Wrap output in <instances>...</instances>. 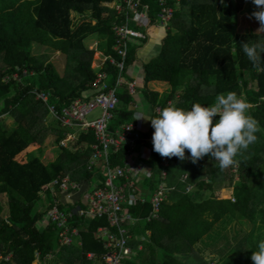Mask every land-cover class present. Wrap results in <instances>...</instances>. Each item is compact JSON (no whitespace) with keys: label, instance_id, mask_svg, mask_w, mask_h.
Wrapping results in <instances>:
<instances>
[{"label":"trees","instance_id":"1","mask_svg":"<svg viewBox=\"0 0 264 264\" xmlns=\"http://www.w3.org/2000/svg\"><path fill=\"white\" fill-rule=\"evenodd\" d=\"M123 1L0 0V196L5 195L8 203L6 215L0 204V264H105L108 249L96 233L108 226L106 217L75 215L70 220V226L80 229L76 238L80 245L75 241L70 246L62 245L56 226H42L48 204L62 197L60 185L51 184L55 179L68 177L73 182L90 184L104 180L103 172L91 166L97 143L94 129L64 126L56 116L49 124L45 119L50 113L49 105L61 112L74 99L89 98L107 85L108 91L117 90L121 101L114 112L111 131L138 123L135 106L139 93L131 94L129 90L134 79L128 69L139 60L138 51L147 38L129 37L122 70V54L114 49V25L124 19L115 11L116 4ZM138 1L140 6H149L151 22L157 24L162 8L159 0ZM250 1L165 0L175 7L174 16L158 56L143 64V93L152 118L157 116V107H168L171 102L173 107L190 110L194 103L211 106L218 94L231 91L256 106L249 111L259 121L261 131L256 133L257 142L236 157L238 181L230 178L226 185L223 178L229 169L221 171L218 161L209 156L195 164L190 159L177 158L170 170L171 166H164L163 157L152 150V173L141 184L147 201L124 205L125 211L139 221L128 227L133 237L129 243L132 252L122 264H208L195 246L230 213L231 219L240 223L251 222L252 229L243 239L239 235L242 228L236 230L235 221L231 240H238V245L231 247L230 240L229 255L223 254L216 264H253L252 252L264 240V72L254 70L241 42L264 40V33H235L236 16ZM130 26L136 27L133 23ZM91 35L98 37L97 48L85 42ZM34 44L62 52L66 61L64 74L48 54H32ZM98 51L103 52L102 61L94 59ZM100 73L107 78L97 84ZM152 82H160L167 89L160 93L158 87L151 88ZM250 83L256 87L250 88ZM137 89L140 91L139 86ZM38 91L49 94L47 102L37 98ZM10 117L17 123L15 127L8 124ZM218 119L217 115L213 122ZM74 131H79V138L64 147L63 142ZM153 131L151 126L144 137H152ZM49 135L59 152L53 161L44 164L41 158ZM137 150L139 146L125 147L112 154L110 169L124 167ZM185 155L190 156L187 150ZM163 170L169 173L166 179L162 178ZM184 174H188L187 184L193 185L195 191H186L187 184L180 181ZM167 179L178 182L172 181L170 186ZM162 183L175 189L167 193L158 217L148 221L153 212L152 193ZM225 187H231L234 200L221 193ZM62 205L68 210L72 206ZM141 236L145 241L136 239ZM90 253L95 254L96 261L90 260Z\"/></svg>","mask_w":264,"mask_h":264},{"label":"built area","instance_id":"2","mask_svg":"<svg viewBox=\"0 0 264 264\" xmlns=\"http://www.w3.org/2000/svg\"><path fill=\"white\" fill-rule=\"evenodd\" d=\"M162 6L159 12L157 22L162 24H170L175 7L167 5L165 0H159ZM117 16L124 17L122 23H115L114 30L116 33V43L114 49L122 54L123 62L120 64L122 70L125 68V61L128 56L129 37L147 38V28L152 24L149 6H140L138 0H124L115 6ZM133 23L136 27L130 26ZM112 62H115L112 60ZM107 78L105 73L98 74L96 83H101ZM138 82L129 83L131 94L137 92ZM108 86L105 85L104 90L100 93H94L89 98H76L69 105L65 106L59 112L55 105H49V111L53 116H56L62 125L73 126L81 125L84 129L93 128L97 137V143L94 147V156L91 161V166L104 174V180L89 185V191L84 192V196L80 201L73 200V192H79L81 183L73 182L68 177L55 179L51 184H59L64 196L70 197V201L66 202L55 200L48 204L45 215L42 218V226L53 224L59 229V237L62 245L70 246L76 238L80 236V229L76 226H70V220L78 215L87 218L106 217L108 226L101 227L96 236L99 240L105 242L108 252L104 257L105 264H122V261L131 254L132 248L129 243L133 239L130 234L129 226L137 223L139 219L134 218L130 213L125 211L124 205H135L137 202L145 203L147 201L146 191L139 187L138 177L141 175L149 176L152 169L147 167L143 162V154L131 153L127 158L124 167H117L114 171L110 169L109 159L112 154H116L122 148H134L136 144L143 145L151 143L152 137H144L141 129L135 123L127 124L123 129L111 131L110 124L115 118V110L120 104V98L117 90L108 91ZM90 96V95H89ZM37 98L47 102L49 94L44 91L37 92ZM172 102L169 106H172ZM100 108L103 110L102 117L94 120L89 119V115L94 110ZM162 107L155 109V114L158 115ZM133 158V159H132ZM176 157L162 158L165 167H170L175 164ZM166 170L162 171V178L166 179ZM187 184L188 174H184L180 180ZM175 188L162 183L157 191L152 193L151 203L153 212L147 218L148 221L158 217L162 202L166 199L167 193H170ZM191 184L186 185V191L190 192ZM130 201H132L130 203ZM84 204V205H81ZM61 204L71 209L61 207ZM62 205V206H63ZM70 208V207H69ZM142 249V246H139ZM90 260L96 261L94 253L89 254Z\"/></svg>","mask_w":264,"mask_h":264},{"label":"clouds","instance_id":"3","mask_svg":"<svg viewBox=\"0 0 264 264\" xmlns=\"http://www.w3.org/2000/svg\"><path fill=\"white\" fill-rule=\"evenodd\" d=\"M252 3L258 10L251 13V17L259 22L258 30H264V0H252ZM241 44L254 70L264 72V40L242 41ZM254 107L245 98L229 91L218 94L211 106L194 103L190 110L168 106L151 119L142 115L135 119L151 121L153 150L161 157H176L181 161L190 159L195 164L209 156L218 161L219 169L223 171L237 166L236 157L258 140L259 121L249 111ZM217 115L219 119L214 123L213 118ZM186 150L190 156L185 155ZM251 260L253 264H264V240L259 242L258 250L252 252Z\"/></svg>","mask_w":264,"mask_h":264},{"label":"rangeland","instance_id":"4","mask_svg":"<svg viewBox=\"0 0 264 264\" xmlns=\"http://www.w3.org/2000/svg\"><path fill=\"white\" fill-rule=\"evenodd\" d=\"M256 10H258V9L252 3V1H250L246 4L244 11L240 12L236 16V20H235V24H236L235 31L236 32L235 33H245V32H261V33H264V30H258L260 27L259 22L254 17H251V13H253ZM169 25L170 24H162L161 21H159L157 24H151L147 28V30H148V33L151 30L152 33L160 32L161 34H164V33L166 34V30H167V28H169ZM150 36H151V34H150ZM163 38L159 40L160 43L163 42ZM97 40H98L97 35H95V36L91 35L85 40V42L89 47L96 48V46H97L96 41ZM148 40H149V36H147V41ZM43 53L48 54L49 60L54 62L55 66L58 68V70L61 74H64L63 72L66 68V61L64 60V56H63L62 52L34 44V49H32V54H36V56H37V54H43ZM61 54H62V56H61ZM138 54H139V52H138ZM57 59H60V61H57ZM94 59L98 60V61H102L104 59L103 54L99 51L96 52ZM138 62H140V61L138 60L137 63ZM93 64L96 67L97 63L93 62ZM132 68L133 67L128 69V75L130 77L134 78L135 76L131 73ZM130 83H132V82H130ZM249 87L255 88L256 84L250 83ZM140 90L142 91V93H139L137 95V99L139 100L142 98V100H144L143 104L146 105V107L148 106V108H150L148 103L145 102L146 99L143 97L144 96V93H143L144 87L140 88ZM157 91L160 92L159 89H157ZM137 92H139V89H137ZM120 107L122 108L124 106L121 104ZM140 114L141 113L137 111L136 116L140 115ZM102 115H103V110L100 108H97L96 110H94L92 112L91 115H89V119L94 120L96 118H99L100 116L102 117ZM145 118L149 119V114H147ZM52 119H53V114L49 113L48 116L46 117L45 121H46V123L49 124V122H51ZM139 120L141 122L144 121V119H139ZM147 121L148 120L144 121V129H147L149 126ZM8 124L11 127H15L17 125L15 120L11 117L8 119ZM78 138H79V131L78 132L74 131L73 134H68L67 139H65V141L63 142L62 145L64 147H68L69 144L71 145V143L73 141H76V139H78ZM44 145H45L44 146L45 152L43 153L41 160L44 164H47V163H49L55 159L56 154L59 152V150H58V147L55 146V144L53 142V136L52 135H49L46 138ZM36 154L37 153H34L33 155H36ZM143 162L145 165H148V163L145 162L144 160H143ZM228 169H229V171H228ZM237 169H238L237 166H233V167H229V168L225 169V171H228V172H226V175H224L223 185L228 184L227 179H230V178H233L234 182L238 181L239 175H238ZM204 179L206 181H208V177H205ZM85 186L86 185H81L80 190L82 189V190H85L86 192H88L89 191L88 189L90 187H88V186L85 187ZM191 186H192L191 191L192 192L195 191L193 185H191ZM223 189H224V191L221 193L224 194L225 197H231V200H234L233 196L230 195L231 187H225ZM210 192L208 194L209 196L211 195ZM78 193L79 192H76V193L73 192V196L75 197V195H77ZM65 194H67V193L63 192L61 198H63V200L66 202L70 201L71 198L64 196ZM0 204L3 206L4 215H6L8 203H7V197L5 195L0 196ZM231 216H232V214L230 213V214L226 215L224 219H222L223 221H220L219 223H217L216 227L213 229V231L203 239V241L201 242V244L199 246L200 249H202L203 246L204 247L207 246V248H205L206 252L204 254L203 253L200 254V256L203 257L204 259L208 260L209 261L208 264H216L219 261V258L223 257L222 256L223 254L229 255L230 247H228V243L232 238L231 232L234 236L235 221H237V227H236L237 229L236 230H238L239 227L242 228L239 235H240V237L243 236L242 237L243 239L247 237V235L249 234V232L252 229V223L251 222H245V223L241 222L240 223V220L238 221L236 219H231ZM223 223L227 224V228H226L225 224H223ZM241 224H242V226H241ZM238 242H239L238 240L235 241L232 239L231 240V247H237ZM35 264H41V263L39 261H36Z\"/></svg>","mask_w":264,"mask_h":264},{"label":"crops","instance_id":"5","mask_svg":"<svg viewBox=\"0 0 264 264\" xmlns=\"http://www.w3.org/2000/svg\"><path fill=\"white\" fill-rule=\"evenodd\" d=\"M149 33L151 34V36ZM149 33L147 30L149 40L147 41V43H145L146 45L144 47H141L138 51L139 52L138 57H139L140 62H138V63L136 62L133 65V68L131 71V73L135 76L134 78L133 77L132 78L138 82V86L140 88L144 87V85H145V72H144L143 64L149 62L151 59L158 56V54L161 50V47H162V43H160L159 40L165 36L164 35L165 33L164 34H161L160 32L152 33L151 30L149 31ZM97 44H98V40L96 41V45ZM96 48H97V46H96ZM99 52H101V51H99ZM101 53L103 54V52H101ZM150 86H151V88H153L154 86H155V88L158 87L157 89L160 90V93L163 92L165 89H167V86H165L164 84L161 85L160 82H152V83H150ZM138 93H142V91L140 90ZM87 95L89 96V95H91V93L88 92ZM143 97L146 99L145 95ZM145 102L148 103V100L146 99ZM143 103H144V100H142V98H141L138 100V103L136 104L135 107H136L137 111L141 113L140 115H142L143 117H146V115L149 114V119H151L152 118L151 107L148 108V106L146 107V105H144ZM148 105L150 106L149 103H148ZM144 121L141 122L138 119V123H137V125L141 129L143 135H144V133H147L148 131H150V128H151V121L148 120L147 122H148L149 126L147 129H144ZM135 146L136 147L139 146V150H137L136 153L143 154V157H144L143 160L148 163V165H146V166L152 169V166L150 165V161L152 158L153 146L151 145V143H148L145 145H143L142 143H138ZM172 166L170 167V170H171ZM167 171H169V170H167ZM167 176H169V173H167ZM144 177H145L144 175H141V177L137 178V180L140 182L138 184L140 188H143L141 184L143 183ZM177 180H179V178ZM177 180L171 179V181H170L169 179H167L166 184L171 186V185H173L171 182L173 181V183H174V181H177ZM81 184L86 185L85 187H87V186L89 187V185H90V183H81ZM84 192H85V190H82V189L79 190V193L77 195H75L73 200L80 201V198L82 196H84ZM147 235H150V232H147ZM136 239H141V240L145 241V237H143V236L138 237ZM75 242L79 243L80 241L75 239ZM80 244H81V242L78 245H80ZM200 244H201V242L195 246V250H197L196 252H199V254H202V253L204 254L206 252L205 248H207V246L206 247L203 246L202 249H200V247H199Z\"/></svg>","mask_w":264,"mask_h":264}]
</instances>
